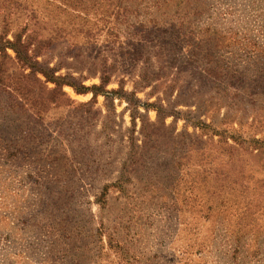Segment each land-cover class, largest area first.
I'll list each match as a JSON object with an SVG mask.
<instances>
[{"label": "rangeland", "instance_id": "rangeland-1", "mask_svg": "<svg viewBox=\"0 0 264 264\" xmlns=\"http://www.w3.org/2000/svg\"><path fill=\"white\" fill-rule=\"evenodd\" d=\"M116 1L0 0V37L92 29L39 59L111 77L0 51V264H264V0Z\"/></svg>", "mask_w": 264, "mask_h": 264}, {"label": "trees", "instance_id": "trees-1", "mask_svg": "<svg viewBox=\"0 0 264 264\" xmlns=\"http://www.w3.org/2000/svg\"><path fill=\"white\" fill-rule=\"evenodd\" d=\"M120 1V0H119ZM116 0H109L108 3V9L113 8V5L119 6ZM107 11V8H106ZM54 17H57V13ZM53 17V18H54ZM55 21L52 26L50 27V31L46 36H43V34H40L39 31L33 30L36 34L27 35L23 37L24 31H19L16 34H14L13 38H2L0 37V51L6 52L9 48L12 49L16 54V59L18 60L19 64L21 65V68L23 69H30L31 71L29 74L31 76H35V81L39 83L44 82H53L56 84L57 87L61 86L62 88L65 85L73 87L77 93L79 94H85L92 92L95 96H98L100 92H108L106 90L107 84H109L111 77L109 74L108 69L106 66H102L103 68L100 69L101 75H100V84H93L90 86H87L83 83V81H78L75 77L70 76V74H57L59 71V66H50V62L48 60H40L39 57L41 56V53L44 49H47V51L51 50V47L53 45H56L58 42H68L71 45L69 46L70 54L73 55V57H77L83 54V50H90L94 44L97 42V37L95 36L92 29H88L87 31H84L83 39L87 40L84 41L83 45L80 44L79 38L77 39V34L79 29H74L73 26L69 25H60ZM79 37V36H78ZM70 39H73L72 41ZM86 45V46H84ZM69 54V53H68ZM62 55V56H68ZM205 72L208 74L205 75L202 74L201 76L208 77L209 75L212 76L214 73V77H217L216 72H211L209 74V71L207 69H204ZM213 71V70H212ZM216 74V75H215ZM41 75L45 78L43 80L41 78ZM142 80L145 81V75L142 76ZM112 92V91H111ZM66 94V93H65ZM147 107H157L154 103H148ZM160 109V111L166 112L164 110L163 106L157 107ZM198 126L203 130L209 129L210 131L221 134V132L215 127V123L210 122L206 123L205 121L199 120ZM224 132V131H223ZM249 142H255V143H261L264 144L263 141H260L259 139H256L252 137ZM261 144L258 147V149H261ZM241 176L243 179H245V176L243 172L241 173Z\"/></svg>", "mask_w": 264, "mask_h": 264}]
</instances>
